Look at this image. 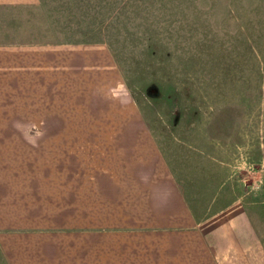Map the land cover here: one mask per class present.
I'll return each instance as SVG.
<instances>
[{
	"label": "rangeland",
	"instance_id": "374dc122",
	"mask_svg": "<svg viewBox=\"0 0 264 264\" xmlns=\"http://www.w3.org/2000/svg\"><path fill=\"white\" fill-rule=\"evenodd\" d=\"M0 43L102 48L59 107L0 81V264H208L157 217L163 173L227 209L223 264H264V0L3 1Z\"/></svg>",
	"mask_w": 264,
	"mask_h": 264
},
{
	"label": "crops",
	"instance_id": "0c3cea01",
	"mask_svg": "<svg viewBox=\"0 0 264 264\" xmlns=\"http://www.w3.org/2000/svg\"><path fill=\"white\" fill-rule=\"evenodd\" d=\"M3 1H9L10 3L37 2V0H0V2ZM99 49L102 48H92L93 53L91 54L85 53L81 47L66 43H12L7 45L0 43V81L1 79L11 80V95L12 98L19 96L17 100L19 104H38V102L45 103L46 101L50 104L55 103L59 107L61 97L68 96V93H66L68 78L74 81V88H76L78 86L76 85L77 81H75L77 75L84 80V56L87 58L100 57ZM105 54L102 52V60L103 58L106 59ZM78 67L80 71H77ZM112 81L115 82L114 77H112ZM80 85L82 86V82ZM76 95L78 94L76 93ZM13 101L15 102V98ZM31 125L39 126L40 124ZM162 171L166 172L165 168ZM158 180L156 183V189L159 190L157 199L161 201L160 206L162 208L157 217L162 219L175 218L181 220V222L190 220L185 224L183 223L181 225L182 229H180L183 234H188L189 238L195 240L194 243H188V246L201 249L204 262L212 264V256H214L217 264H223L218 253L220 246H217L216 237L213 236V226L214 222L218 221V217L225 214L227 209L220 211V214L216 213L209 217L195 219L174 178L168 173H163L158 176ZM236 209H238V206L231 207L228 210L231 212ZM234 214L236 215V213ZM236 217L238 218L239 215H236ZM243 218L245 221H243ZM238 224H241V226H236L238 237H241V240H254L252 228L249 226V221L245 215L239 217ZM225 251L229 252L228 250Z\"/></svg>",
	"mask_w": 264,
	"mask_h": 264
}]
</instances>
